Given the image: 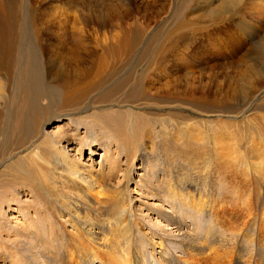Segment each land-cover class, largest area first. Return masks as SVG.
<instances>
[{
  "label": "bare ground",
  "instance_id": "1",
  "mask_svg": "<svg viewBox=\"0 0 264 264\" xmlns=\"http://www.w3.org/2000/svg\"><path fill=\"white\" fill-rule=\"evenodd\" d=\"M6 19L1 26V60L12 62L15 34L25 41V50L20 51L23 65L13 91L0 89V239L4 235L12 242L10 248L0 246L1 263L7 264L14 254L22 260L19 264L92 259L99 264H143L150 252L155 260H167V251L174 250V264H225L234 259L239 264H264V118L237 133L223 122L210 125L207 119L196 122L191 116L149 124L131 110L109 111L132 100L146 107L156 102L128 78L106 95H94L103 103H96L92 115H81L88 104L83 103L85 92L88 100L92 98L94 85L67 94L59 85L47 84L36 49L26 41L27 29L16 31L13 16ZM140 30L134 29L125 42L126 53L141 39ZM155 60L150 57L146 65ZM126 85L128 97L113 104L112 97ZM168 102L174 111L188 108L193 114L201 107L196 102L184 105L178 98ZM205 106L203 113L220 117L218 105ZM102 107L105 112L99 114L96 110ZM49 116L66 118L46 132L44 119ZM81 132L92 133L93 140ZM84 149V161L74 158ZM89 153L103 157L96 167ZM134 175L142 182L138 189L130 188ZM4 213H9L7 218ZM162 242L161 253L154 245Z\"/></svg>",
  "mask_w": 264,
  "mask_h": 264
},
{
  "label": "rangeland",
  "instance_id": "2",
  "mask_svg": "<svg viewBox=\"0 0 264 264\" xmlns=\"http://www.w3.org/2000/svg\"><path fill=\"white\" fill-rule=\"evenodd\" d=\"M8 1L0 0V40L3 39L1 26L7 20L6 17L12 15L16 31L27 29L26 41H30L36 49L47 84L59 85L67 94L75 93L76 90L85 92L94 85L92 98L88 100L85 92L83 103L88 104L80 112L81 115H92L96 103H103L102 99H95V96L106 95L119 82L128 78L129 82L143 86V90L153 96L156 102L153 107H146L140 101L132 100L111 107L109 111L131 110L143 117L146 123L159 118L191 116L192 121L196 122L207 119L210 125L223 122V126L237 133L244 132L242 129H246L249 122L255 123L257 119L264 118V109H260L264 106V51L261 49L264 43V1L211 0L214 1L212 5L208 0H12L15 3L12 5ZM184 5L187 10L183 9ZM213 19H218L217 24L211 22ZM137 28L144 31L141 39L130 53H126L125 42L131 40L132 32ZM15 35L12 38H15L13 43L16 48L13 47V58L9 65L1 60L0 50V89L6 93L13 91L20 64L23 65L20 51L23 53L25 50V41L18 34ZM112 47H116L114 53ZM150 57L156 60L147 66L146 60ZM111 70L115 74L110 75ZM143 71L144 79L140 83ZM129 92L128 85L121 88L112 97L113 104L128 97ZM176 98L184 105L186 102H196L199 107L201 105V111H193L196 113L193 114L185 110L188 108L174 111V107L166 106L170 103L168 101ZM44 104L43 99L40 105ZM203 105H218L219 108L215 110L221 112L220 117L212 112L207 115L203 113L202 110L207 108ZM105 106L106 109L109 105ZM103 109L96 111L101 114L105 112ZM251 116L252 120L249 119ZM65 118L49 116L44 119L43 129L46 132L53 130ZM83 133L84 138L93 140L92 133ZM256 145L258 147L259 144ZM83 148L85 146H81ZM82 150L75 153L74 158L84 161L82 157L87 156L88 151ZM89 154L95 167L103 159L97 153ZM133 177L135 181L130 188L138 189V184L142 182L137 176ZM131 196L138 197L136 193ZM137 204L138 200L132 203L133 206ZM16 205L15 202L13 207L16 208ZM7 215L9 213H4L5 218ZM63 226L64 232L68 234V225ZM9 243L12 242L2 235L0 246L10 248ZM163 244L165 242L155 244L154 249L162 253L160 248L165 247ZM11 252L13 254V248ZM147 252L150 250L147 249ZM152 255L154 252L147 255L150 258L143 264H161L162 261L174 264L177 261L174 257H178L174 250L167 251V260L160 256L155 260L151 258ZM20 261L14 254L7 258V264H19ZM73 264L99 262L92 259ZM225 264L239 263L234 259Z\"/></svg>",
  "mask_w": 264,
  "mask_h": 264
}]
</instances>
